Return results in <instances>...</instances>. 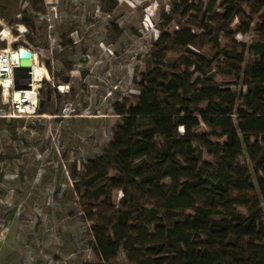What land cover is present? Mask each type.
Segmentation results:
<instances>
[{"label": "rangeland", "instance_id": "374dc122", "mask_svg": "<svg viewBox=\"0 0 264 264\" xmlns=\"http://www.w3.org/2000/svg\"><path fill=\"white\" fill-rule=\"evenodd\" d=\"M236 1L229 22L224 0H0V52L25 48L44 74L35 112L22 118L3 117L7 95L0 87V264H99L90 230L122 193L110 189L94 204L83 197L123 180L128 163L114 162L104 177L95 165L122 123L117 110L127 113L157 73L190 91L230 94L232 119L264 114V87L251 106L244 99L256 86L246 73L264 54V0ZM196 111L219 117L206 102ZM224 131L206 123L194 131L208 142L199 166L209 175ZM240 176L253 189L244 196L249 206L236 211L251 208L264 223L263 142L243 145L232 171L234 180ZM238 197L232 190L228 198ZM134 244L126 234L112 264H130Z\"/></svg>", "mask_w": 264, "mask_h": 264}, {"label": "trees", "instance_id": "16d2710c", "mask_svg": "<svg viewBox=\"0 0 264 264\" xmlns=\"http://www.w3.org/2000/svg\"><path fill=\"white\" fill-rule=\"evenodd\" d=\"M236 2L224 0L229 22L237 15ZM246 75L256 84L244 96L245 106H251L264 87V54ZM155 79L144 81L127 113L117 110L122 123L95 165L104 177L114 162L129 164L118 184L84 194L86 203L94 204L106 199L110 189L122 193L117 208L110 207L101 225L92 226L90 250L99 264H112L119 242L129 233L135 242L130 264H264V223L251 208L245 215L236 211L249 206L244 196L253 184L246 176L232 178L243 145L252 139L264 143V114L242 113L232 119L230 94L210 87L190 91L158 73ZM204 102L218 119L196 111ZM201 123L225 130V144L213 151L218 167L210 175L199 166L201 149L208 146L194 135ZM232 190L240 193L233 201L228 198ZM184 205L191 214L179 212Z\"/></svg>", "mask_w": 264, "mask_h": 264}, {"label": "built area", "instance_id": "2783aa9c", "mask_svg": "<svg viewBox=\"0 0 264 264\" xmlns=\"http://www.w3.org/2000/svg\"><path fill=\"white\" fill-rule=\"evenodd\" d=\"M16 65L17 58L13 60L11 59L10 54L3 51L0 52V87L3 95H7L6 112L3 117L7 119L22 118L35 112L37 90L36 84L32 80L28 89L19 90V92H21V95H19L18 98H14L13 96L14 86L12 81V72L13 68ZM1 85H5V87H2ZM19 85L22 86L24 85V83L20 81ZM29 89L31 92H33V97L35 100L33 104L28 100L26 96L25 90Z\"/></svg>", "mask_w": 264, "mask_h": 264}, {"label": "water", "instance_id": "95a60500", "mask_svg": "<svg viewBox=\"0 0 264 264\" xmlns=\"http://www.w3.org/2000/svg\"><path fill=\"white\" fill-rule=\"evenodd\" d=\"M32 53L25 49L19 48L17 54V65L13 68L12 81L14 90L28 89L31 82V76L29 74L32 66ZM22 81L24 85L20 86Z\"/></svg>", "mask_w": 264, "mask_h": 264}, {"label": "bare ground", "instance_id": "6f19581e", "mask_svg": "<svg viewBox=\"0 0 264 264\" xmlns=\"http://www.w3.org/2000/svg\"><path fill=\"white\" fill-rule=\"evenodd\" d=\"M5 33V32H4ZM5 53L10 54L11 59L15 60L17 58V54H18V50L15 52L9 51V50H5L3 51ZM33 56V55H32ZM38 67V66H37ZM35 65V60H34V56L32 58V66H31V70L29 72L30 76H31V80L36 84L37 82H39L42 78H44V74H43V69H38ZM46 77V76H45ZM2 87H5V85H1ZM26 92V96L28 98V100L33 104L34 103V97H33V92L29 90H25ZM6 95V94H5ZM19 95H21V92H19V90H14L13 91V96L14 98H18Z\"/></svg>", "mask_w": 264, "mask_h": 264}]
</instances>
